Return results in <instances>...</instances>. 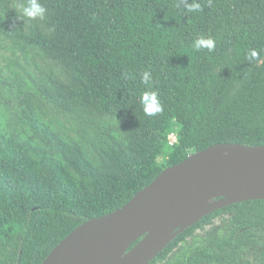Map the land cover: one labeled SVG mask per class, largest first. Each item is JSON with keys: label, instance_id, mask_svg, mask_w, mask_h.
I'll use <instances>...</instances> for the list:
<instances>
[{"label": "trees", "instance_id": "obj_1", "mask_svg": "<svg viewBox=\"0 0 264 264\" xmlns=\"http://www.w3.org/2000/svg\"><path fill=\"white\" fill-rule=\"evenodd\" d=\"M11 1L0 0V34L96 76L75 89L50 79L39 85L43 98L60 113L72 99L129 108L133 140L131 151L117 143L101 148L105 158L96 164L37 117L30 93L18 92L9 103L35 139L24 140L0 112V264H42L79 226L122 208L196 152L222 143L264 146V0H187L201 5L191 13L182 0H37L53 11L49 26L60 42L22 32ZM200 37L212 38L214 50L194 49ZM251 49L259 53L253 62ZM146 91L158 93L162 112L145 115ZM149 264H264V200L214 211Z\"/></svg>", "mask_w": 264, "mask_h": 264}, {"label": "water", "instance_id": "obj_2", "mask_svg": "<svg viewBox=\"0 0 264 264\" xmlns=\"http://www.w3.org/2000/svg\"><path fill=\"white\" fill-rule=\"evenodd\" d=\"M253 200H264V146L216 144L163 170L122 208L79 226L42 264H149L214 211Z\"/></svg>", "mask_w": 264, "mask_h": 264}, {"label": "rangeland", "instance_id": "obj_3", "mask_svg": "<svg viewBox=\"0 0 264 264\" xmlns=\"http://www.w3.org/2000/svg\"><path fill=\"white\" fill-rule=\"evenodd\" d=\"M26 2L27 0L11 1L16 26L25 34L40 32L44 38L60 42L61 39L53 27L49 26L53 11L45 8L44 21L26 20L20 15L19 10V5ZM50 79L75 89L78 81L86 80L90 83L96 76L81 63L64 59L56 52L24 40L13 41L8 36L0 34V112L4 115V120L21 133L24 140L31 141L33 133L20 126L15 106L9 103L10 100L16 101L17 93L20 91L31 94L33 110L40 120L52 127L64 140L81 144L84 152L96 164H100L105 158L101 148H114L117 143L131 151L133 130L124 117L129 113V108L112 106L110 110H104L95 102L72 99L69 111L57 112L39 91V85H49ZM109 135L115 140H111ZM168 141L171 145L175 144L177 132L171 133ZM38 143L44 147L39 140ZM158 162L165 166L166 156L160 155Z\"/></svg>", "mask_w": 264, "mask_h": 264}, {"label": "clouds", "instance_id": "obj_4", "mask_svg": "<svg viewBox=\"0 0 264 264\" xmlns=\"http://www.w3.org/2000/svg\"><path fill=\"white\" fill-rule=\"evenodd\" d=\"M187 12H198L201 11V5L199 3L188 4L187 0H182ZM181 7L177 4V8ZM20 15L26 20H39L44 21L46 19V9L37 2V0H27L26 3L19 5ZM192 47L199 51L202 48H207L209 51L214 50L215 41L212 38L200 37L193 41ZM249 62H253L259 59V53L256 49H251L248 54ZM142 82L145 85L150 86L151 74L150 72L142 73ZM140 103L143 106L145 115L153 116L162 112V105L158 98V93L154 91H146L141 95Z\"/></svg>", "mask_w": 264, "mask_h": 264}]
</instances>
